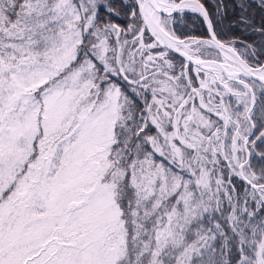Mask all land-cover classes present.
<instances>
[{"label":"snow or ice","instance_id":"1","mask_svg":"<svg viewBox=\"0 0 264 264\" xmlns=\"http://www.w3.org/2000/svg\"><path fill=\"white\" fill-rule=\"evenodd\" d=\"M0 264H264V0H0Z\"/></svg>","mask_w":264,"mask_h":264}]
</instances>
